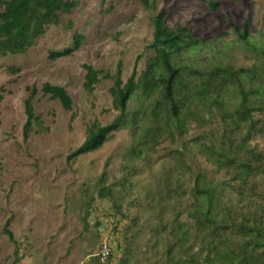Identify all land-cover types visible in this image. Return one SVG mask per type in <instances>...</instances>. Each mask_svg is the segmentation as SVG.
<instances>
[{
    "label": "rangeland",
    "instance_id": "1",
    "mask_svg": "<svg viewBox=\"0 0 264 264\" xmlns=\"http://www.w3.org/2000/svg\"><path fill=\"white\" fill-rule=\"evenodd\" d=\"M79 1L26 54L0 57V264H102L96 254L104 240L113 250L105 264H214L207 260L210 232L194 213L201 202L195 180L203 174L219 183L215 212L220 218L229 220L230 212L237 220L245 215L252 223L259 216L264 223V170L241 182L233 167L217 165L208 149L241 155L245 142L262 154L264 167L263 111H253L251 122L235 123L216 107L194 104L183 134H164L139 155L130 153L136 141L131 127L113 132L95 150L70 155L94 124L108 125L119 115L110 91L112 76L121 63L126 82L138 55L139 70L145 69L155 53L149 45L159 12L171 28L187 26L200 39L175 57L186 70L253 68L257 85L264 77V0H218L215 11L210 0H153L155 8L139 0ZM246 23L248 38L243 40L239 32ZM76 31L83 34L79 48L51 58V50L73 46ZM86 64L102 71L91 91L85 87ZM45 83L63 86L72 109L44 95ZM33 88L32 105L40 120L25 138V100ZM227 99L232 110L238 97L232 93ZM142 106L133 97L129 115ZM104 185L112 187V195H100ZM225 236L229 244L242 238L237 229Z\"/></svg>",
    "mask_w": 264,
    "mask_h": 264
},
{
    "label": "trees",
    "instance_id": "2",
    "mask_svg": "<svg viewBox=\"0 0 264 264\" xmlns=\"http://www.w3.org/2000/svg\"><path fill=\"white\" fill-rule=\"evenodd\" d=\"M139 1L146 7L155 8L153 0ZM79 4V0H0V57L26 54L37 43L38 38L46 33L49 25L61 24L62 16L71 14ZM209 5L211 10L215 11L219 1L210 0ZM68 24L73 26L71 22ZM153 25V41L149 47L153 48L155 53L148 58L145 69L139 70L141 55H138L126 82L122 79L121 63H118L112 76L113 85L110 91L113 107L119 111V115L108 125L94 124L83 144L70 157L99 148L113 132L128 127L134 130L136 136L130 153L139 155L158 144V137L164 134H183L187 122L195 114L191 110L194 104L200 103L209 110L216 107L224 119L229 117L235 123L251 122L255 110L264 113V77L254 85L252 81L256 69L218 66L208 72L186 70L175 57L185 49L197 45L200 42L199 37L187 26H168L163 11L154 16ZM235 28L238 29V26L235 25ZM239 35L243 40L248 38L247 23ZM73 38L72 47L51 50L50 57L56 59L66 56L79 48L83 34L76 31ZM262 54L264 55V51ZM84 67L87 71L85 87L91 91L99 81L102 71L89 64ZM42 91L44 95L60 100L66 110L72 109V97L63 86L45 83ZM36 92L37 88H33L25 100V138L32 131L34 121L40 120L32 105ZM232 93L237 95L238 101L230 110L226 105L227 97ZM133 97L139 98L143 106L136 108L129 115L128 105ZM240 148L244 151L243 154L236 155L227 148L208 147L209 154L217 165L233 167L234 177L246 182L252 174L264 170L263 156L248 148L245 142L240 144ZM104 180L105 171L99 178L100 183H104ZM218 184L208 180L203 174H198L194 185V192L201 199L194 208L197 222L204 230H209L208 235H211L210 252L214 255L209 253L207 260L214 261V264H264L262 218L254 216L252 223H248L245 215L242 220H237L230 212L229 220L220 218L215 212L216 200L221 195V187ZM99 192L105 197L112 195L113 189L104 185L100 186ZM228 229L241 232L242 238L236 244H229L228 237L225 236ZM6 232L11 240L17 243L13 232L8 228Z\"/></svg>",
    "mask_w": 264,
    "mask_h": 264
},
{
    "label": "built area",
    "instance_id": "3",
    "mask_svg": "<svg viewBox=\"0 0 264 264\" xmlns=\"http://www.w3.org/2000/svg\"><path fill=\"white\" fill-rule=\"evenodd\" d=\"M112 254V247L106 240L102 241L97 251V257L102 264L107 263L110 260Z\"/></svg>",
    "mask_w": 264,
    "mask_h": 264
}]
</instances>
